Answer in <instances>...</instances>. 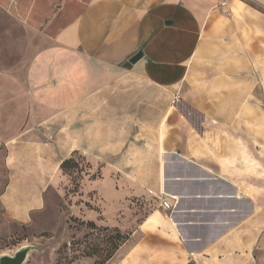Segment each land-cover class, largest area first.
Masks as SVG:
<instances>
[{
  "label": "crops",
  "instance_id": "1",
  "mask_svg": "<svg viewBox=\"0 0 264 264\" xmlns=\"http://www.w3.org/2000/svg\"><path fill=\"white\" fill-rule=\"evenodd\" d=\"M75 152L157 203L107 264L264 251V0H0L1 229L46 227Z\"/></svg>",
  "mask_w": 264,
  "mask_h": 264
},
{
  "label": "rangeland",
  "instance_id": "2",
  "mask_svg": "<svg viewBox=\"0 0 264 264\" xmlns=\"http://www.w3.org/2000/svg\"><path fill=\"white\" fill-rule=\"evenodd\" d=\"M75 161L78 167L59 172L54 182L46 227L38 232L25 228L14 233L12 228H0V257L14 256L19 250L30 248L24 264H95L110 250L109 238L114 230L128 238L119 250L130 248L131 239L157 203L141 197L126 198L123 185L104 180L106 173L101 165L80 152L75 155ZM5 184L6 178L0 175V190ZM88 222L94 223L97 229L87 225ZM251 224L249 221L244 226ZM247 243L245 247L232 244L223 248L217 254L218 259L264 264V251L253 249L252 239ZM191 258L196 264L193 254Z\"/></svg>",
  "mask_w": 264,
  "mask_h": 264
},
{
  "label": "trees",
  "instance_id": "3",
  "mask_svg": "<svg viewBox=\"0 0 264 264\" xmlns=\"http://www.w3.org/2000/svg\"><path fill=\"white\" fill-rule=\"evenodd\" d=\"M75 155H79V153L76 154V152H75L68 159H66L65 161H63V163L60 166V173L62 171L63 172H67L69 170H73V169H76L78 167L77 166V163L75 161ZM101 168H103L102 165H101ZM87 225L92 226L94 230L97 229L96 226H95V224L92 223V222H88ZM111 233L112 234H110V238H109V241L111 243L110 244L111 245L110 250L107 251L106 255L102 258V260L100 262L98 260H96L94 262L95 264H107L113 258V256L116 254V252L119 250V248L121 247V245L124 244L128 240L127 236H124L118 230H114ZM90 256L88 255V257H90ZM188 264H195V263L190 262Z\"/></svg>",
  "mask_w": 264,
  "mask_h": 264
},
{
  "label": "water",
  "instance_id": "4",
  "mask_svg": "<svg viewBox=\"0 0 264 264\" xmlns=\"http://www.w3.org/2000/svg\"><path fill=\"white\" fill-rule=\"evenodd\" d=\"M143 56L142 52H138L135 56L129 59L124 64L125 68L130 69L133 64H136ZM30 248H23L15 253L14 256L4 255L0 257V264H24L27 259Z\"/></svg>",
  "mask_w": 264,
  "mask_h": 264
},
{
  "label": "built area",
  "instance_id": "5",
  "mask_svg": "<svg viewBox=\"0 0 264 264\" xmlns=\"http://www.w3.org/2000/svg\"><path fill=\"white\" fill-rule=\"evenodd\" d=\"M173 202H174V205H173ZM176 203H177L176 197L170 198L168 196V197L162 199V201H161V207L164 208V209H166V210H173L175 208Z\"/></svg>",
  "mask_w": 264,
  "mask_h": 264
}]
</instances>
